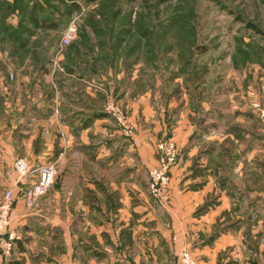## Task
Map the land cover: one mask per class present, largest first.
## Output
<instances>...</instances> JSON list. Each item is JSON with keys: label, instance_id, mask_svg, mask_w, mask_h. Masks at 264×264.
<instances>
[{"label": "crops", "instance_id": "1", "mask_svg": "<svg viewBox=\"0 0 264 264\" xmlns=\"http://www.w3.org/2000/svg\"><path fill=\"white\" fill-rule=\"evenodd\" d=\"M123 64L117 63V69L93 66V74L70 71L71 77L57 83L56 92L34 75L23 95L4 100L0 196L12 189L17 203L4 239L13 236V249L3 253L2 264H180L185 248L198 261L201 252L203 262L215 264L221 239L208 244L200 233L211 231L220 210L227 205L228 212L235 210L237 197L242 196L246 204L258 201L256 212L239 203L243 208L237 213L243 212L245 218L263 213L264 191L252 193L237 184L221 190L215 184L220 170L193 160L199 148L212 144V149H222L228 139L226 148L237 152L240 167L263 162L264 130L252 128L257 116L249 104L252 95L264 99V84L258 81L264 80V70L253 72L244 65L229 72V122L224 123L225 114L215 107L197 121L196 114L187 112L186 95L176 98L164 91L166 86L162 90L153 67L143 70L132 62L125 74ZM171 96L167 110L164 98ZM108 98L126 109L135 126L132 139L124 137L104 112ZM162 138L181 149L179 162L171 169L170 204H157L148 190ZM22 156L32 168L57 162L56 182L34 209L22 196L32 181L16 183L14 163ZM214 192L217 206L203 207L199 213L203 199ZM242 246L243 255H234L233 262L252 264L248 254L252 246L245 242Z\"/></svg>", "mask_w": 264, "mask_h": 264}, {"label": "rangeland", "instance_id": "2", "mask_svg": "<svg viewBox=\"0 0 264 264\" xmlns=\"http://www.w3.org/2000/svg\"><path fill=\"white\" fill-rule=\"evenodd\" d=\"M32 16L47 18L56 26H31V34L19 37L24 29L21 21ZM73 22L78 25L77 36L63 53L58 54L64 32ZM247 22L264 32V0H0V118L5 109L4 100L9 96L23 95L28 89L27 80L34 75L56 92L57 83L67 82L71 77L70 71L75 69L93 74V66L99 68L100 64L102 67L106 64L107 68L117 69L116 64L123 62L125 74H128L134 62L143 70L153 67L162 90L166 86L164 91L168 90L176 98H184L182 94H185L187 112L196 114L197 121L201 113L208 116L215 107L226 116L221 121L228 123L226 114L230 108L226 95L230 84L229 72L234 71L233 67L240 71L244 65L253 72L264 70V36L249 29ZM9 36L18 38L13 40ZM49 58L52 63L48 62ZM42 66L49 68L48 73H43ZM258 81L264 84V80ZM171 99L172 96L164 98L167 110ZM250 100L249 110L257 116L252 128L264 130V99L252 95ZM113 101L124 115L126 126L135 134V126L126 109L115 99ZM107 103L108 99L103 110ZM211 119L208 121L212 124ZM2 137L3 132L0 131V140ZM170 140H158V163L160 145L167 147ZM229 142L224 140L222 149H212V144L199 148L193 161L201 160L211 170H220L221 175L215 184L221 190L237 184L252 193L264 191V153H260L263 162L244 163L240 167L242 160H238L237 152L226 148ZM175 147L178 163L181 149L176 142ZM20 159L35 169L25 156L15 163ZM51 165L54 168L53 184L35 200L30 206L32 209L42 197L48 196L56 182L57 162H51ZM154 168H160V165ZM170 185L171 172L162 197L155 198L150 191L149 195L157 204H170ZM4 194L0 196V203L5 200ZM203 202L199 213L203 207L217 206L219 199L214 192ZM238 202L249 207L252 214L256 212V199L246 204L245 199L238 196ZM239 203L235 210L229 212L228 205L224 206L211 231L200 233V239L205 237L208 244L221 239L223 247L215 252V264H236L234 255H243L244 242L252 246L248 248L252 264L264 263L260 258V255L264 257V211L262 213L260 208L261 215L245 218L243 212H236L243 208ZM236 241L242 242L241 246L233 247ZM202 256L200 252L198 261L192 250L185 248L181 252L180 264H210L203 262Z\"/></svg>", "mask_w": 264, "mask_h": 264}, {"label": "built area", "instance_id": "3", "mask_svg": "<svg viewBox=\"0 0 264 264\" xmlns=\"http://www.w3.org/2000/svg\"><path fill=\"white\" fill-rule=\"evenodd\" d=\"M77 32L78 25L73 22L64 32L60 49H58V54L63 53L64 49L72 44L77 36ZM104 112L116 121L124 137L131 138L134 136L132 130L126 126L124 115L117 110L113 98H108V103ZM168 143L169 145L167 147L162 144L160 145L161 153L160 162L158 163L160 168H154L149 172L150 194L159 199L164 194L170 182L171 169L177 164L178 159V150L175 147V142L170 140ZM14 170L17 174L16 183H20L23 180L32 181V184H30L22 193L29 207L34 204L39 196L49 190L53 184L54 168L51 164L31 169L20 159L14 164ZM4 197L5 200L0 203V259L2 253L9 254L13 249V236H10V240L8 241H5L4 239L11 224L12 209L17 201L12 189L7 190ZM0 264H2L1 261Z\"/></svg>", "mask_w": 264, "mask_h": 264}, {"label": "trees", "instance_id": "4", "mask_svg": "<svg viewBox=\"0 0 264 264\" xmlns=\"http://www.w3.org/2000/svg\"><path fill=\"white\" fill-rule=\"evenodd\" d=\"M1 7H4L1 5ZM33 17V16H32ZM23 24H24V29L23 31L20 33V36L19 37H22L24 35H29L31 34V26H34L35 28H41V27H55L56 24H52V22L50 20H48L47 18H43V19H40V18H23V20L21 21ZM247 27L253 31H255L258 35H263L264 36V32L262 30H260L255 24H252V23H248L247 22ZM10 39H13V40H17V36H9ZM51 59L49 58V61L50 62ZM43 69L46 71L47 70V66H42Z\"/></svg>", "mask_w": 264, "mask_h": 264}]
</instances>
